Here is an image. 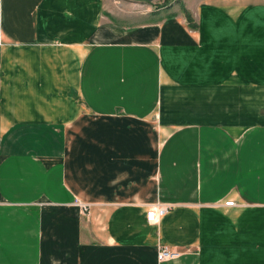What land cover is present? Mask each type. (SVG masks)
<instances>
[{"label": "crops", "instance_id": "obj_1", "mask_svg": "<svg viewBox=\"0 0 264 264\" xmlns=\"http://www.w3.org/2000/svg\"><path fill=\"white\" fill-rule=\"evenodd\" d=\"M133 5L0 0V264H264V0Z\"/></svg>", "mask_w": 264, "mask_h": 264}, {"label": "rangeland", "instance_id": "obj_2", "mask_svg": "<svg viewBox=\"0 0 264 264\" xmlns=\"http://www.w3.org/2000/svg\"><path fill=\"white\" fill-rule=\"evenodd\" d=\"M124 1H129V3H135V5L133 6H130L131 10H138V11H154V10H165L169 7V5H171L175 0H153V1H146V0H137V1H132V0H124ZM229 202V201H227ZM226 202V203H227ZM233 202V201H232ZM225 203V205H226ZM78 206H79V209H80V212H81V215L86 217L88 216V212H89V205L87 203H77ZM155 206H163L165 207L167 210H168V207L167 205H163V204H157ZM85 207V208H83ZM167 213V211H166ZM165 213V214H166ZM164 214V215H165ZM160 221V220H159ZM169 249V250H172V251H175L177 253H179L178 251L176 250H173V249H170L168 247H161L160 249ZM159 249V250H160ZM158 250V251H159ZM21 254H24L25 257L27 258V262H31V258H30V255L32 254V256L34 257V251H24V252H19ZM158 253V252H157ZM158 260V259H157ZM165 261H168V260H165ZM159 262H163V261H159Z\"/></svg>", "mask_w": 264, "mask_h": 264}, {"label": "built area", "instance_id": "obj_3", "mask_svg": "<svg viewBox=\"0 0 264 264\" xmlns=\"http://www.w3.org/2000/svg\"><path fill=\"white\" fill-rule=\"evenodd\" d=\"M233 205H234V202L232 201H229L226 203V206H233ZM166 211L167 209L163 206H152L146 212L145 219L148 223H158L159 220L164 216ZM178 256H179V253L166 249V248L160 249L157 253L158 261L171 260Z\"/></svg>", "mask_w": 264, "mask_h": 264}, {"label": "water", "instance_id": "obj_4", "mask_svg": "<svg viewBox=\"0 0 264 264\" xmlns=\"http://www.w3.org/2000/svg\"><path fill=\"white\" fill-rule=\"evenodd\" d=\"M132 1H137V0H132ZM146 1H153V0H146Z\"/></svg>", "mask_w": 264, "mask_h": 264}]
</instances>
